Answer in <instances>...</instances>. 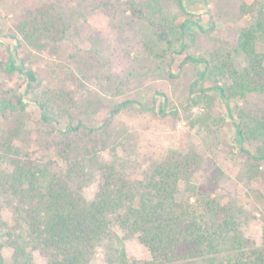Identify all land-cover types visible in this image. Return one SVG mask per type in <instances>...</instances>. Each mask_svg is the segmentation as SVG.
Instances as JSON below:
<instances>
[{"label": "rangeland", "instance_id": "1", "mask_svg": "<svg viewBox=\"0 0 264 264\" xmlns=\"http://www.w3.org/2000/svg\"><path fill=\"white\" fill-rule=\"evenodd\" d=\"M131 1L111 0L103 8L98 0H0V96L13 99L20 95L25 105L9 120L0 116V139L9 126L17 125L21 134L15 143L23 146L22 154L51 174L64 173L70 160L80 157L83 150L78 147L70 158L65 157L60 150L64 136L58 127L50 130L43 123L37 102L47 89L67 92L65 118L71 115L98 130L69 135L80 145L98 140L94 151L99 162L82 190L86 198L93 197L105 164H113V172L125 180H145L164 154L175 150L196 163L194 183L201 186L215 181L211 196L233 211L241 234L264 250V160L255 161L240 151L236 131L239 114L245 116L253 134L256 121L264 126V93H247L226 102L210 89L215 80L218 85L231 84L228 71H219L223 58L228 57L231 67L238 69L245 64L235 48L240 29L252 15L242 14L240 6L255 1L264 4V0H182L196 22L189 24L188 36L163 58H155L147 48V43L152 50L164 44L152 41L147 22L127 9ZM146 1L136 0L137 6ZM158 1L166 11L180 14L176 0ZM45 2H52L67 24L56 52L36 50L17 33L19 18ZM187 54L206 59L209 70L202 74V63L182 64ZM11 58L33 70L36 80L9 69ZM201 88L212 105L201 100L185 110L182 104ZM262 140L260 134L250 139L245 136L242 146L253 151ZM253 164L258 165L260 176L249 178ZM7 170L8 160L0 152V175ZM177 197H188L183 183ZM0 213L13 224L12 204L1 187ZM116 234L125 249L124 264H146L149 256L136 237L117 229ZM116 247V243L101 241L90 264H117ZM2 253L11 262V249L4 247ZM30 264H47V260L34 251Z\"/></svg>", "mask_w": 264, "mask_h": 264}, {"label": "trees", "instance_id": "2", "mask_svg": "<svg viewBox=\"0 0 264 264\" xmlns=\"http://www.w3.org/2000/svg\"><path fill=\"white\" fill-rule=\"evenodd\" d=\"M98 1L99 7L111 5V0ZM176 3L180 14L166 11L158 0H147L141 6L133 0L126 6L147 22L152 41L164 44L157 50L146 44L155 58L165 57L168 50L188 36L189 24L196 22L182 0ZM240 12L252 15L236 41L235 49L243 55L245 64L238 69L231 67L228 57L223 58L219 71H228L231 84L218 85L215 80L210 88L226 102L244 98L247 93H264V4H242ZM108 13L112 16L115 12ZM16 28L28 46L53 52L67 32V24L52 2L42 3L29 15L21 16ZM11 59L7 63L9 69L24 73L29 81L36 80L33 70ZM184 62L202 63V74L209 70L208 62L201 57L187 54ZM200 91L190 94L182 104L185 110L201 100L212 105V99L202 88ZM65 93L47 89L37 102L43 123L50 130L58 127L64 136L60 150L65 157L70 158L78 147L83 150L80 157L70 160L64 173L51 174L22 154L23 146L15 143L21 134L17 125L9 126L0 139V152L8 160V170L0 175V187L11 202L13 213L12 225L0 213V264H30L34 251L43 255L47 264H90L103 240L117 244L114 260L124 264L126 253L116 229L136 237L149 256L146 264H264V250L241 234L233 211L211 196L215 181L201 186L194 183L196 163L178 151L168 150L145 180H125L116 176L113 164H105L93 197L86 198L82 190L92 180L93 168L99 162L94 151L98 140L90 139L89 145H80L69 135L82 130L95 134L98 130L71 115L65 118L63 109L69 99ZM24 106L20 95L13 99L6 94L0 96V116L6 120ZM159 111L164 113L162 108ZM237 117L240 151L255 161L264 160L263 124L256 121L257 131L253 134L245 116ZM258 134L263 137L261 144L253 151L244 149V137L256 138ZM248 176H260L258 165L253 164ZM180 183L188 191L185 200L177 197ZM4 247L12 251L11 262L4 259Z\"/></svg>", "mask_w": 264, "mask_h": 264}]
</instances>
